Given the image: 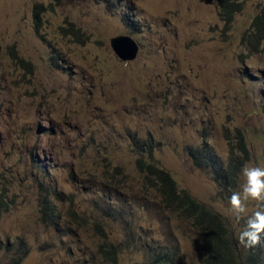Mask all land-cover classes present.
<instances>
[{
	"label": "rangeland",
	"instance_id": "374dc122",
	"mask_svg": "<svg viewBox=\"0 0 264 264\" xmlns=\"http://www.w3.org/2000/svg\"><path fill=\"white\" fill-rule=\"evenodd\" d=\"M239 3L226 27L216 0H0V264H112L107 241L117 264L153 251L203 264L201 231L143 193L132 135L152 136L154 163L237 236L227 197L239 175L219 186L187 148L206 142L226 165L238 129L245 163L264 166V41L247 43L264 0ZM120 35L135 60L113 52Z\"/></svg>",
	"mask_w": 264,
	"mask_h": 264
},
{
	"label": "trees",
	"instance_id": "16d2710c",
	"mask_svg": "<svg viewBox=\"0 0 264 264\" xmlns=\"http://www.w3.org/2000/svg\"><path fill=\"white\" fill-rule=\"evenodd\" d=\"M109 2V0H105ZM220 10V17L226 27L232 24L236 15L242 11L239 0H216ZM42 6H36V23H41L39 13ZM129 15H124L122 21L126 28H131ZM264 41V10L254 18L253 33L248 37L247 43L253 53L259 51ZM21 64H28L18 58ZM231 156L226 165L216 155L212 147L206 142L196 147H188L187 152L192 162L200 168L210 170L215 175L217 184L221 187L236 186L237 177L241 167L248 160V145L242 131L236 130L231 138ZM131 146L140 154L135 161L137 171L143 176V193L153 190L165 211L175 213L179 218L188 220L202 235L203 264H264V245L244 249L238 245L236 236L228 229L224 219L205 203L199 202L186 190L179 189L172 175L154 163L153 154L157 146L152 136L141 140L130 136ZM124 169V168H123ZM125 171V170H124ZM126 173V172H125ZM129 181L130 175L126 173ZM126 179V180H127ZM48 207L43 208V213L50 215ZM99 252L112 264L118 263L117 246L111 242L99 245ZM142 264H176V254L171 251H153Z\"/></svg>",
	"mask_w": 264,
	"mask_h": 264
},
{
	"label": "clouds",
	"instance_id": "9594fccd",
	"mask_svg": "<svg viewBox=\"0 0 264 264\" xmlns=\"http://www.w3.org/2000/svg\"><path fill=\"white\" fill-rule=\"evenodd\" d=\"M239 177L237 190L227 197V214L231 222L240 225L238 245L250 249L264 245V166L245 163ZM249 202L256 204V210L246 214Z\"/></svg>",
	"mask_w": 264,
	"mask_h": 264
},
{
	"label": "water",
	"instance_id": "95a60500",
	"mask_svg": "<svg viewBox=\"0 0 264 264\" xmlns=\"http://www.w3.org/2000/svg\"><path fill=\"white\" fill-rule=\"evenodd\" d=\"M111 48L119 60L133 61L139 53V45L130 36L120 35L111 39Z\"/></svg>",
	"mask_w": 264,
	"mask_h": 264
}]
</instances>
